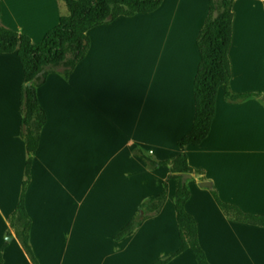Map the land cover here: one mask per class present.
<instances>
[{"label": "crops", "instance_id": "crops-1", "mask_svg": "<svg viewBox=\"0 0 264 264\" xmlns=\"http://www.w3.org/2000/svg\"><path fill=\"white\" fill-rule=\"evenodd\" d=\"M209 0H162L149 14L90 29L84 58L65 78L36 89L46 122L32 157L24 205L38 264H153L180 248L176 181L155 161L181 153L202 171L184 180L185 211L209 264H264V228L228 219L209 189L244 213L264 215V105L227 103L223 88L207 137L177 146L192 129L196 41ZM229 89L264 95V1L232 3ZM67 15L57 0H0V23L39 42ZM24 75L16 53L0 54V248L2 264H33L9 226L23 181L20 137ZM203 179V180H202ZM207 182L209 186H201ZM167 185L161 211L127 235L119 232ZM166 264H196L186 250Z\"/></svg>", "mask_w": 264, "mask_h": 264}, {"label": "trees", "instance_id": "trees-1", "mask_svg": "<svg viewBox=\"0 0 264 264\" xmlns=\"http://www.w3.org/2000/svg\"><path fill=\"white\" fill-rule=\"evenodd\" d=\"M57 1L65 6L67 15L61 16L58 24L37 43H32L23 34L7 30L0 23V54L15 52L24 75V84L20 89L19 114L20 137L25 145L26 161L19 199L8 222L33 264L38 262L29 245L31 221L25 209L24 196L30 183V168L38 146L39 133L46 122L45 113L36 97V89L44 84L49 74H60L65 78L71 74L86 54L88 48L86 33L90 29L120 17L152 13L162 3V0ZM233 1L209 0L208 14L196 41L200 61L193 82L194 119L191 131L177 143L181 150L185 147L197 146L207 137L214 118L215 98L219 88H223L227 103H244L257 99L264 105V95L261 93H235L229 89L230 65L227 53L232 33ZM137 156L150 170L160 166L166 167L176 181L174 211L180 248L166 259L153 264H166L186 250L191 252L196 264H209L197 240L195 221L185 211L189 191L182 181L183 174L201 175L202 171L188 165L185 153L164 161L152 160L141 152H137ZM209 191L216 205L228 219L264 228V215L244 213L238 207L223 202L214 187ZM166 195L167 185L164 183L163 190L158 196L142 204L143 215L134 216L117 237L127 235L142 220L157 215L165 203ZM3 248L4 245L0 248V264H2Z\"/></svg>", "mask_w": 264, "mask_h": 264}, {"label": "water", "instance_id": "water-1", "mask_svg": "<svg viewBox=\"0 0 264 264\" xmlns=\"http://www.w3.org/2000/svg\"><path fill=\"white\" fill-rule=\"evenodd\" d=\"M29 85V84H28ZM191 177L190 174H183L182 175V181L186 180V179H189ZM201 186H209V184L207 182H203L201 183Z\"/></svg>", "mask_w": 264, "mask_h": 264}]
</instances>
